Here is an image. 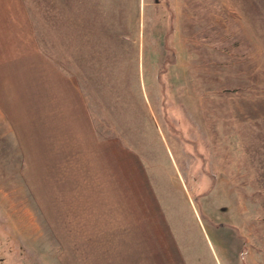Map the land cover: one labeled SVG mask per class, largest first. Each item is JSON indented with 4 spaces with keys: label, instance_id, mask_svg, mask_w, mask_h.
I'll return each instance as SVG.
<instances>
[{
    "label": "rangeland",
    "instance_id": "rangeland-1",
    "mask_svg": "<svg viewBox=\"0 0 264 264\" xmlns=\"http://www.w3.org/2000/svg\"><path fill=\"white\" fill-rule=\"evenodd\" d=\"M21 1L79 90L3 80L0 264H264V0Z\"/></svg>",
    "mask_w": 264,
    "mask_h": 264
},
{
    "label": "crops",
    "instance_id": "crops-1",
    "mask_svg": "<svg viewBox=\"0 0 264 264\" xmlns=\"http://www.w3.org/2000/svg\"><path fill=\"white\" fill-rule=\"evenodd\" d=\"M19 1L21 4L22 1ZM29 15L30 13L27 8H25V11L23 9H18L17 13L6 8L4 15L0 16V86L2 89L0 92L4 93L5 79H15L16 75L22 73L21 71L17 73V64L21 62V60L27 62L26 69L30 71L26 74V78H35L38 80L39 74L46 75L47 87H53L62 92H67L69 87V91H72L71 89H73L74 86L77 88L79 84L77 81L75 82V77H72L70 72H67L68 70L66 71L65 68L63 69L61 65L56 67L44 57L46 54L40 45L42 42L39 39L38 31L40 29L38 30L36 27L25 24L26 18H28L26 16ZM15 19H17L18 23H12V20ZM77 45H82V39H77ZM50 75L52 77L48 78ZM37 84L38 83H33V86L36 87ZM74 94L76 95V93ZM0 105H2L1 101ZM5 108L6 106L3 105L2 109ZM11 129L14 128L12 127ZM150 260L159 262L154 264H166V261H163L161 258H153ZM143 262H145V260H143Z\"/></svg>",
    "mask_w": 264,
    "mask_h": 264
}]
</instances>
